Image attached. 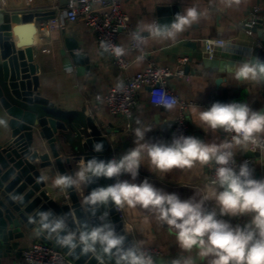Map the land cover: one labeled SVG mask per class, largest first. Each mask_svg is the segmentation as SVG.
I'll list each match as a JSON object with an SVG mask.
<instances>
[{
    "label": "clouds",
    "instance_id": "1",
    "mask_svg": "<svg viewBox=\"0 0 264 264\" xmlns=\"http://www.w3.org/2000/svg\"><path fill=\"white\" fill-rule=\"evenodd\" d=\"M220 2L226 8H232L239 6L242 0ZM206 16L207 13L197 7H188L176 14L170 24L162 25L156 20L139 24L137 31L131 34L132 39L138 46L146 44L148 37L175 42L180 34ZM216 47L227 49L230 42L218 40ZM104 53L120 58L126 55V49L101 41L99 54ZM225 73L230 74L238 85L264 86V61L258 57L226 64ZM221 83L226 85L224 80ZM156 103L171 111L177 101L165 93ZM191 112L199 123L195 119L192 121L205 132L215 134L222 130L230 139L206 143L194 136L181 135L170 143L149 142L146 133L152 130L151 127L138 126L133 131L135 147L118 159H87L74 174L57 175L53 186L61 190L83 188L96 178L116 177L115 183L88 192L84 206L94 208L112 203L146 209L157 222L167 225L174 233L181 250L191 253L195 249L199 259L207 264H264V179L254 178L248 161L239 165L235 161L236 149L264 152V112L237 101L214 102L203 110L196 105ZM103 147L102 141L96 142L93 150L102 152ZM145 159L151 171L165 174L173 169H192L197 164L201 167L214 164V176L199 199L194 196L184 200L175 193L157 189L146 179L139 184L119 179L127 173L135 180ZM47 179L44 175L37 178L38 182ZM207 201L214 202L221 216H247L249 220L244 226H232L218 219L216 210L207 211ZM31 223H38L37 235L46 233L55 238L58 246L70 250L79 248L83 253H95L99 248L103 254L113 257L115 264H155L152 255L142 246L133 243L126 247V236L118 234L111 224L102 223L91 228L78 226L72 230L68 214L57 216L50 210L37 212ZM173 264H197V261L189 255L176 258Z\"/></svg>",
    "mask_w": 264,
    "mask_h": 264
},
{
    "label": "crops",
    "instance_id": "2",
    "mask_svg": "<svg viewBox=\"0 0 264 264\" xmlns=\"http://www.w3.org/2000/svg\"><path fill=\"white\" fill-rule=\"evenodd\" d=\"M60 0H0L2 8L8 12H38L57 10L54 18L44 21L40 26V33L35 34L34 54L39 65L37 75L40 80V91L43 96L55 102L56 105L66 110L87 111L97 122L112 129L115 141L112 143L113 153L119 158L127 150L135 147L133 131L136 127H151L146 133L149 142L170 143L174 121L178 115V107L166 110L163 106H155L149 100V90L144 87L139 90L138 104L134 109L133 117L128 119L124 115H114L109 111L106 102L98 99V95L104 97L110 90L127 78L139 71H143L149 62H155L159 66L169 67L177 71L182 66L186 76L174 75L169 79V84L175 94L186 100L190 105L186 112L190 122L192 135L204 142L219 143L226 140L223 131L213 134L205 132L197 124L196 116L191 112L192 107L198 105L202 110L211 106L216 97L223 93L227 84L218 87L215 83L220 76L218 73H210L197 63L205 55V39L223 38L230 42V47L222 49L215 58L234 60L240 62L250 58L253 46L260 44L263 38L260 28L255 27L253 34H249L243 27L244 21L249 19L255 7L264 12V0H242L239 6L226 8L220 0H123V10L127 13L133 31L142 23H150L160 18H173L174 7L178 13H182L188 7H197L206 12L207 16L202 18L198 24H194L184 33L180 34L175 42L160 41L150 37L144 44L148 52L147 58L139 56V52L129 49L131 38L122 33L119 37V45L126 49L125 58L130 62L127 68L118 66L109 53L100 55V44L96 31L86 24L83 17L72 21L66 18L64 7L59 8ZM160 8H168L166 17H160ZM93 10L98 13L106 9L99 3L93 5ZM74 36L79 42V51L89 55L90 68L74 63L68 55L63 37ZM147 37V33H144ZM262 35V38H261ZM189 42H194L189 45ZM182 58H188L183 65ZM189 67V71H186ZM238 99L227 100L247 103L253 110L264 112V98L260 90L251 83L242 85ZM235 90L229 89V95ZM196 120L195 124L192 120ZM139 121V124L137 123ZM8 134V133H7ZM6 134V135H7ZM236 158L243 159L247 150H235ZM112 159V158H110ZM109 160V159H108ZM256 171H261L264 179V152L261 157L254 159ZM213 164L201 167L197 164L192 169H173L167 174L151 171L145 159L140 166L139 174L132 180L130 174L120 176L121 180L141 183L145 179L157 189L175 193L182 200L195 196L199 199L207 185ZM253 174V175H254ZM255 178V177H254ZM109 179L102 178L104 186ZM46 189L52 193L54 187L50 182ZM207 211L216 210L217 218L229 222L232 226H244L249 217H229L219 215L218 209L213 201L205 202ZM125 224L131 233L137 246L155 247L160 250L155 264H173L178 257L193 256L197 264H207L201 261L193 249L191 253L181 250L176 242L175 235L167 225L157 222L151 212L140 207L131 208L123 206ZM37 233L33 232L29 237L23 239L20 251L29 247L39 240ZM13 263L22 264V253L12 257ZM8 264V263H4Z\"/></svg>",
    "mask_w": 264,
    "mask_h": 264
},
{
    "label": "water",
    "instance_id": "3",
    "mask_svg": "<svg viewBox=\"0 0 264 264\" xmlns=\"http://www.w3.org/2000/svg\"><path fill=\"white\" fill-rule=\"evenodd\" d=\"M67 2L60 0L59 8ZM173 9V18H160V24H170L174 20L178 12L176 7ZM166 10L168 8H160V17H166ZM56 13L57 10L8 12L0 9V264H18L12 262V257L23 252L20 251L23 239L37 233L39 225L31 221L39 211L50 210L57 216L68 214L72 230L78 226L91 228L102 223L111 224L118 234L126 236V247L136 243L114 204L105 203L94 208L84 206L87 193L104 186L102 178H96L83 188L61 190L53 186L52 193L46 189L49 182L53 185L57 175L74 174L87 159L116 158L111 128L97 122L86 110H66L56 105L40 91L39 65L34 54L35 34L40 30L39 26L54 18ZM63 40L74 63L88 70L90 58L79 51L80 42L70 35H64ZM188 44L194 46L195 43ZM256 57L264 61L262 39L251 48L250 58ZM230 63L237 61L210 59L205 55L197 63L210 73L220 74L215 81L218 87L223 85V80L227 84L223 93L216 97L221 103L229 98L238 99L239 93L247 89L225 73V65ZM256 87L264 98V86ZM229 89L235 92L229 95ZM101 141L103 151L95 152L94 143ZM244 157L257 159L261 152L247 150ZM249 167L254 174V162L249 163ZM41 175L48 178L46 182H38ZM253 176L261 179L262 173L258 170ZM114 179H109L105 186L112 184ZM38 236L67 252L76 264H115L114 258L103 254L99 248L95 253H83L79 248L70 250L58 246L55 238L46 233Z\"/></svg>",
    "mask_w": 264,
    "mask_h": 264
},
{
    "label": "built area",
    "instance_id": "4",
    "mask_svg": "<svg viewBox=\"0 0 264 264\" xmlns=\"http://www.w3.org/2000/svg\"><path fill=\"white\" fill-rule=\"evenodd\" d=\"M95 3L101 4L106 10L102 13L95 12L93 5ZM123 0H68L64 6V13L66 18L75 21L79 17H83L86 24L93 28L98 37L99 44L101 41H106L109 44L119 45V37L122 33H126L130 36L131 42L129 49L139 52V56L147 58L148 52L145 50L144 45L138 46L132 39V33L134 32L127 13L123 10ZM2 8V7H1ZM0 8V9H1ZM243 27L249 34H253L254 28H260L263 35L264 43V12L261 13L259 7H255L251 17L244 21ZM224 40L223 38H208L205 39V56L210 59L215 58L221 48L216 47V41ZM111 55V54H110ZM114 62L122 67L127 68L130 62L125 58V55L116 58L111 55ZM188 58H182L181 63L184 65ZM186 76L184 67L182 66L177 71L172 70L169 67L159 66L155 62H149V65L143 71H139L134 75L127 78L123 83L114 86L108 94L104 97L98 95V99H103L109 111L114 115H124L128 119L133 117L134 109L138 104V93L141 88H148L149 100L155 106H160L156 103L157 98L162 94H167L169 98H175L177 101L176 107H178V115L174 121L173 131L170 136V141L177 136H193L190 126V122L187 119L186 112L189 108V103L181 99L174 93L169 84V79L174 76ZM225 139H230L228 134L224 133ZM251 151V150H250ZM252 152H262L259 149ZM236 164L239 165L244 161L253 163L254 158L244 157L243 159H237L235 157ZM235 166V165H233ZM215 165L213 164L209 176V183L214 176ZM116 177L113 183L116 182ZM121 180V178L119 177ZM112 183V184H113ZM116 212L125 222L123 206H116ZM126 226V224H125ZM149 252L154 261L156 257L160 255V250L155 247L144 248ZM24 264H76L73 259L69 257L67 252L58 249L55 245L44 242L42 239L36 240L29 247L25 248L22 252Z\"/></svg>",
    "mask_w": 264,
    "mask_h": 264
},
{
    "label": "rangeland",
    "instance_id": "5",
    "mask_svg": "<svg viewBox=\"0 0 264 264\" xmlns=\"http://www.w3.org/2000/svg\"><path fill=\"white\" fill-rule=\"evenodd\" d=\"M39 28H40V26H39ZM40 32H41V30L38 31V33H40ZM1 128H2V126L0 125V129H1Z\"/></svg>",
    "mask_w": 264,
    "mask_h": 264
}]
</instances>
